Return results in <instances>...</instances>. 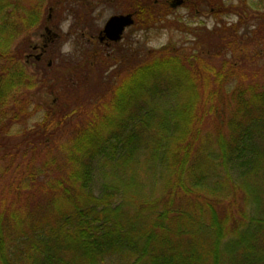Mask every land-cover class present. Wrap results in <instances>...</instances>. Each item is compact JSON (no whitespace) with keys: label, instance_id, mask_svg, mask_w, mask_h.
Instances as JSON below:
<instances>
[{"label":"trees","instance_id":"obj_1","mask_svg":"<svg viewBox=\"0 0 264 264\" xmlns=\"http://www.w3.org/2000/svg\"><path fill=\"white\" fill-rule=\"evenodd\" d=\"M47 1L0 0V264H264V87L218 52L122 51L92 104L43 112Z\"/></svg>","mask_w":264,"mask_h":264},{"label":"rangeland","instance_id":"obj_2","mask_svg":"<svg viewBox=\"0 0 264 264\" xmlns=\"http://www.w3.org/2000/svg\"><path fill=\"white\" fill-rule=\"evenodd\" d=\"M153 1L154 3L150 0H69L63 6H60L61 1L58 0L47 1L44 23L30 35V48L24 57L29 73L38 76L41 81L47 77L51 78L53 83L49 84L50 87L43 85L38 90L39 93L32 96L35 104H40L43 112L49 108L60 112L58 106L62 104L88 107L92 104L91 100L101 96L107 89L108 74H105L107 67L101 66L106 60L105 57L107 58L105 53L118 57L122 51L125 53L133 51V55L136 56L140 51H158L169 46L179 49L181 55L182 53L188 57L195 55L203 60L207 57L210 63L216 62L218 52L221 61L232 60L240 64L241 67L237 68L242 70L240 74L247 79L244 85L259 82L260 86L264 87V31L263 33L260 31L264 17V0H211L223 5V11L229 7L230 13L224 14V20L212 17L208 19L201 14L205 20L201 17L196 18V24L192 28H200V24L207 21L211 29L217 28V34L213 38L205 37L203 33L197 37L192 32L188 35L182 34L179 17L186 16L187 13L172 5L177 0ZM236 12H242L244 18L249 17L245 19L247 24L240 25V39L229 37L225 23L231 20L238 24L240 17H236ZM127 14H134L135 19V25L129 28L125 35L127 37L125 43L132 45V49L124 44L118 47L100 44L99 34L109 19ZM45 45L48 46V52L42 56ZM65 45L71 48L70 52L61 51ZM94 54H98V58H95ZM40 56L42 61L37 64V58ZM129 58L132 59L130 56ZM219 64L220 62L214 65L218 67ZM46 82L44 80V83ZM231 85L238 87L239 83L228 81L226 90ZM51 87L55 95L49 90ZM225 95L227 96V93ZM233 107L234 105L231 106ZM225 110H228V106ZM32 125L35 123L32 122ZM95 172L92 191L100 196L105 183L101 164L96 166ZM234 175L237 176V172Z\"/></svg>","mask_w":264,"mask_h":264},{"label":"flooded vegetation","instance_id":"obj_3","mask_svg":"<svg viewBox=\"0 0 264 264\" xmlns=\"http://www.w3.org/2000/svg\"><path fill=\"white\" fill-rule=\"evenodd\" d=\"M173 6H175V3H172ZM177 7L179 8V10H182L183 13L186 12L187 15L186 16H180L179 17V22L180 25L182 27V34L184 35H188L189 32H192L193 35L195 37L199 36L201 33L204 34L205 37L210 38L209 36H216L217 34V28L216 29H211L208 26L207 21L203 22L204 17L208 18H216V20H218L219 18L223 19L224 14L226 13H230V9L229 7L227 8L226 11H223L224 7L223 5H218L214 2H212L211 0H178L177 2ZM208 10V12H207ZM203 15L204 17L200 16ZM134 15V14H133ZM201 17L202 20V25L200 24V28H192V26H194L196 24V18ZM236 17H240V22L238 24H234L233 22H231V20H227L225 21L226 23V28L227 31L229 33V37L230 36H234L237 39H240L241 37H239V29H240V25L243 24H247V20L249 17L247 16L246 18H244V15H242V12H236ZM261 20V17H260ZM263 20V19H262ZM261 23V22H260ZM107 24V23H106ZM105 24V26H106ZM198 25V24H197ZM104 26V28H105ZM201 26H203V28L201 29ZM262 29V30H261ZM260 31L261 33H263V28L260 27ZM128 32V29L125 31L124 35H123V39L121 42L119 43H113L112 41H110L108 38L105 37V35H102L103 30L100 32L99 37H98V41L100 44H104L107 47H111V46H117L120 44H124L125 46L128 45L125 42L127 41V37L125 36L126 33ZM131 41V39H130ZM132 42V41H131ZM131 44V43H130ZM199 45V44H198ZM131 49H132V45H128ZM120 48V47H119ZM123 50V49H121ZM43 53L42 56L45 55L48 52V46H44V48L42 49ZM109 54V53H107ZM37 62L40 63L42 61L41 56L37 58Z\"/></svg>","mask_w":264,"mask_h":264},{"label":"water","instance_id":"obj_4","mask_svg":"<svg viewBox=\"0 0 264 264\" xmlns=\"http://www.w3.org/2000/svg\"><path fill=\"white\" fill-rule=\"evenodd\" d=\"M132 25H134L132 15L114 16L107 22L102 35L112 42H119L122 40L125 30Z\"/></svg>","mask_w":264,"mask_h":264},{"label":"clouds","instance_id":"obj_5","mask_svg":"<svg viewBox=\"0 0 264 264\" xmlns=\"http://www.w3.org/2000/svg\"><path fill=\"white\" fill-rule=\"evenodd\" d=\"M66 28V26H65ZM62 52L64 53H68L71 51V48L68 46V45H65L62 49H61Z\"/></svg>","mask_w":264,"mask_h":264}]
</instances>
